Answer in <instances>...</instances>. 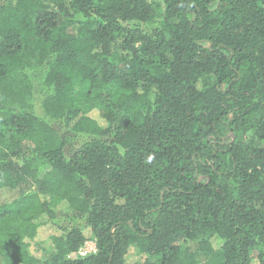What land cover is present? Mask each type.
<instances>
[{
  "label": "trees",
  "instance_id": "1",
  "mask_svg": "<svg viewBox=\"0 0 264 264\" xmlns=\"http://www.w3.org/2000/svg\"><path fill=\"white\" fill-rule=\"evenodd\" d=\"M0 264H264V0H0Z\"/></svg>",
  "mask_w": 264,
  "mask_h": 264
},
{
  "label": "built area",
  "instance_id": "2",
  "mask_svg": "<svg viewBox=\"0 0 264 264\" xmlns=\"http://www.w3.org/2000/svg\"><path fill=\"white\" fill-rule=\"evenodd\" d=\"M95 252H96L95 243H86L85 247L81 248L77 253H74L72 255V258H77V257L84 258Z\"/></svg>",
  "mask_w": 264,
  "mask_h": 264
},
{
  "label": "rangeland",
  "instance_id": "3",
  "mask_svg": "<svg viewBox=\"0 0 264 264\" xmlns=\"http://www.w3.org/2000/svg\"><path fill=\"white\" fill-rule=\"evenodd\" d=\"M89 243H93L92 241H89Z\"/></svg>",
  "mask_w": 264,
  "mask_h": 264
}]
</instances>
